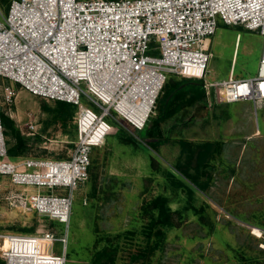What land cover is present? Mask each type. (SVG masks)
<instances>
[{
  "label": "rangeland",
  "instance_id": "374dc122",
  "mask_svg": "<svg viewBox=\"0 0 264 264\" xmlns=\"http://www.w3.org/2000/svg\"><path fill=\"white\" fill-rule=\"evenodd\" d=\"M11 1L0 0V17ZM211 42L209 80L228 79L231 69L238 79L257 75L263 50L259 32L221 21ZM181 78L188 77L168 79ZM7 84L17 97L11 105L2 102V110L30 140L23 157L68 158L77 139L74 119L67 128L61 123L46 127L44 106L55 101L0 77L1 87ZM83 103L95 108L85 97ZM209 103L206 97L204 104L183 106L163 123L168 138L155 148L144 131L110 120L114 130L105 144L92 148L89 178L75 190L68 230L36 211L10 205L7 197L20 188L0 176L1 232L67 233L66 264H264V102ZM127 136L133 140L126 142ZM6 138L7 147L14 143ZM207 143L213 146L200 165ZM185 173L200 175L205 190ZM177 180L188 186H178ZM158 196L167 197L173 226H159L150 244L147 226L157 214L152 201ZM40 245L28 242L29 250ZM53 247L55 254L63 253L61 242ZM134 254H141L138 262Z\"/></svg>",
  "mask_w": 264,
  "mask_h": 264
},
{
  "label": "built area",
  "instance_id": "2783aa9c",
  "mask_svg": "<svg viewBox=\"0 0 264 264\" xmlns=\"http://www.w3.org/2000/svg\"><path fill=\"white\" fill-rule=\"evenodd\" d=\"M221 21L263 36L256 76L234 78L231 69L228 79H208L211 37ZM171 74L202 80L209 106L264 102V0H12L0 17V77L76 105L77 139L68 158L11 157L1 113L17 90L0 85V176L20 188L9 204L68 230L75 190L89 178L92 148L114 130L110 120L143 130ZM67 236L0 230V257L6 264H66ZM7 238L42 245L31 260L19 259L4 247ZM55 242L63 244L61 255Z\"/></svg>",
  "mask_w": 264,
  "mask_h": 264
},
{
  "label": "trees",
  "instance_id": "16d2710c",
  "mask_svg": "<svg viewBox=\"0 0 264 264\" xmlns=\"http://www.w3.org/2000/svg\"><path fill=\"white\" fill-rule=\"evenodd\" d=\"M206 98L205 88L203 86V81L195 78H181L173 79L166 82L162 92L160 93L155 107L153 116L149 124L143 130L144 137L149 139V144L152 147H157L167 141L168 134L165 133L163 123L169 120L175 113L183 108V106H192L197 103L204 104ZM45 111L49 114V120L46 121V127L49 124L61 123L62 126L67 128L72 124L74 119L77 106L68 102L55 101L54 106L45 105ZM3 124L5 126V135L11 136L14 139L13 144H9L8 153L11 157L17 158L20 156H25L29 150V139L22 135L21 131L17 128L15 121L5 114L3 111L1 113ZM77 131V129H76ZM39 138V136H36ZM126 142L133 140L131 136L125 138ZM213 144H206V151H204L201 156H199V164H205L204 162L208 160L209 151L211 150ZM170 175L174 174L171 172ZM185 175L190 178L195 184H197L200 189L205 190L206 183L199 180L198 175H192L185 173ZM178 186H188L182 180H177ZM152 207L157 211V214L151 218L150 223L147 226L149 234V243L151 244L154 235L159 236L158 232L159 226L172 227L173 222L171 221V209L168 206V199L164 196H158L152 201ZM141 254H134L132 256L133 262H138L141 259ZM6 264V261H3Z\"/></svg>",
  "mask_w": 264,
  "mask_h": 264
},
{
  "label": "bare ground",
  "instance_id": "6f19581e",
  "mask_svg": "<svg viewBox=\"0 0 264 264\" xmlns=\"http://www.w3.org/2000/svg\"><path fill=\"white\" fill-rule=\"evenodd\" d=\"M253 230H254V233L255 234L262 235L261 230L258 227H253ZM7 242H9V245H7ZM16 242L17 241H13L10 238H7L5 240L4 247L7 248L8 250H11L12 249V252H14L15 255H18L19 259H21V258L22 259H26V257H21V256H25L26 255L31 260V258H30L31 254L33 255V252H36L37 250L33 247L32 249H30L32 252H30L29 247H28V243H26V244H24V243L20 244L18 242V245H17ZM44 254L48 255L47 253H44Z\"/></svg>",
  "mask_w": 264,
  "mask_h": 264
}]
</instances>
